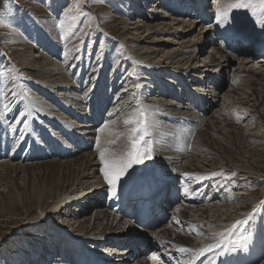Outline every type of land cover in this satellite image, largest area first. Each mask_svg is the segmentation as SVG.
Returning a JSON list of instances; mask_svg holds the SVG:
<instances>
[{"label": "bare ground", "instance_id": "obj_1", "mask_svg": "<svg viewBox=\"0 0 264 264\" xmlns=\"http://www.w3.org/2000/svg\"><path fill=\"white\" fill-rule=\"evenodd\" d=\"M158 4L176 17L158 12L153 4L149 13L138 14L134 20L116 16L112 30L124 46L123 60L136 65L137 70L143 68L144 74L137 73L128 81L115 77L108 81L102 68L100 89L95 92V87L89 100L84 98L87 79L83 86L82 77L75 80L61 60L47 53L32 56L39 55L29 64L31 80L34 85L41 83L51 100L39 99L36 94L30 100L17 84L18 100L32 104L27 103L35 132L26 134L30 143L20 136L26 128L23 123L15 127L17 138L13 139L7 124L0 122V217L16 213V205H44L51 213L43 211L32 221L39 222L42 229L52 228L40 244L42 251L36 250L37 256L24 254L16 264H193L197 258L207 259L206 264L217 257L215 262L264 264V221L233 227L236 221L246 219L245 203L258 196L255 190H245L247 187L234 191L236 185L264 181V148L256 144L263 138L250 127L254 123V128L264 131V55L257 61L249 57L254 56L253 45L264 27L246 10H235L229 19L217 22V0L215 9L206 7L205 0H159ZM196 17L201 18L199 25L206 31L196 28ZM208 32L225 39L232 36L235 44L223 45L221 38L220 44L210 45L202 61ZM48 33L53 36L52 30ZM158 78L166 80L160 81L159 89L169 97L153 90ZM107 82L114 85L118 99L109 105L104 126L90 128L109 103L104 104L111 101L112 87ZM226 84L229 87L224 89ZM197 104L204 106L197 109ZM86 109L92 110L91 116ZM69 114L71 125H63L60 118ZM130 118L134 122L125 123ZM54 121V128L44 126L41 131L44 122ZM133 128L151 133L145 139L153 141V158L134 165L113 196L101 171L100 152L104 151L106 158L121 156L129 147ZM10 146H17L12 152H19L9 154ZM77 151L79 154H74ZM61 155L65 159H57ZM20 156L22 162L7 160ZM146 184L157 185L155 194L161 198L152 207L154 219L145 225L149 230L139 232L134 226V222L139 225L138 218L122 215L125 210L120 211L118 203L144 190ZM177 185L182 190L174 194ZM60 215L63 222L56 220ZM259 215L263 214L254 217ZM47 240L50 249L45 246ZM217 243L219 248L214 247ZM181 247L191 251L181 253ZM148 250L150 256L145 255ZM132 256H136L134 260Z\"/></svg>", "mask_w": 264, "mask_h": 264}, {"label": "rangeland", "instance_id": "obj_2", "mask_svg": "<svg viewBox=\"0 0 264 264\" xmlns=\"http://www.w3.org/2000/svg\"><path fill=\"white\" fill-rule=\"evenodd\" d=\"M158 1L159 0H80L79 4L77 5L76 0H0V21H2V23H0V122L3 123L5 127L7 124V130L13 132L14 136L12 138H17V132L15 133L14 131L15 127H17V124L23 123L26 127L24 133L20 134V136L22 135L23 139L26 140V143L27 140L29 142V138L26 134L35 133L33 131L34 121L31 115L32 112L29 106H27V103H29L30 105L32 104L29 100L27 101V103L18 100L19 94L15 95L17 84H19L20 88L26 90L23 92L27 93V95L30 96V100H32L31 96L33 97L34 94H36V97H38L39 99L51 100L49 97L50 95L47 96V94L45 93L46 90L42 88L41 83L34 85V81L31 80L34 79V77H31L32 69L31 67H29V64L31 63L32 59H36L39 57V55L37 57H32L34 54H40L43 52L49 54V57L51 55V57H54V59L56 58V60H61L63 64H65L66 69L72 72V77L75 80L82 77L81 80L83 86L85 82L84 79H87L86 88L84 90V98L85 100H89L92 96V90L95 87V92L99 91L100 89L99 76L100 70L102 68V70H104L105 74L107 75L108 81H111L114 77L116 78V80L121 79L122 81H128L131 79H135V74L137 73H139L140 75L144 74L142 72L143 68H138L137 70L136 65L134 66L130 61L125 62V60H123L125 57L124 51L122 50L124 49V46L112 30L117 25L116 16H126L128 19L134 20L138 14H141L143 12H146V14L149 13V5L153 4V7L157 8L156 10H158V12H162L163 14L170 13L171 15H168L170 16V18L176 17L172 16L173 14L169 10H167L165 6L159 7V4L157 5ZM205 5L206 7L213 8L214 0H205ZM215 8L216 7H214L213 9ZM66 11L68 12V17H65ZM71 17H75V19L73 20L71 19ZM59 19H65L66 21L65 29L63 31L60 27H58L57 22ZM192 19H194V17ZM200 19V17L197 18L194 24L196 25V28L198 30L204 32L206 31V28L203 29L204 26L200 27L199 24L202 21ZM39 21L41 22V24ZM159 21L160 19L154 20V22ZM51 30L53 31V34L51 33L53 36H50V34L48 33V31ZM145 30L146 29L144 27L143 32H145ZM143 32L141 35H143ZM209 32L205 35L208 42L206 43L203 48L204 50H202V53L200 54L201 60L202 58H204L203 54H206V52H209V50L211 49L210 45L212 43L216 45L220 44V39L214 37L213 35H210ZM161 41L164 42L163 40ZM52 43H57V45L55 46ZM163 46L164 48L168 47L167 43H164ZM20 50L25 51L20 53L18 52ZM251 56L249 57L256 61L260 59ZM260 56H262V54ZM155 59H157V57H155ZM219 59L220 61L222 60L221 58ZM12 61H14V64L12 63ZM12 64L14 66L16 65L15 68L19 76L18 83L15 80L16 75L13 74L14 69ZM231 64H235V61ZM231 71L232 70H230V72ZM218 79H221V81H223L220 75ZM160 81L165 82L166 80L164 81L161 78H158V80H154L153 90H157L158 94L161 93L164 98H167L169 97V93H163L159 89ZM100 84L101 86L103 85V83ZM108 84L112 87V98H110L111 101L104 104V106H106L109 103L108 106L104 107V109L102 110V117L99 119L97 124L91 126L90 128L95 127L97 129L101 126H104V122L107 118H109V114H107L110 109L109 105L112 104L113 101H117L118 99V97H116L117 91L115 90L114 85L112 84V82H109ZM222 84L223 82L219 86L222 87ZM228 87L229 86L226 84L223 88L227 89ZM81 89L82 88H80L78 91H80ZM58 90L59 89L55 90L54 92L57 94ZM103 91L105 92V90ZM51 96H53V94ZM186 96L189 97L187 92ZM198 103H202V101ZM54 105L56 104L54 103L53 106ZM197 105H199L197 109L199 107L200 109H202L204 106L200 104ZM59 106L62 112V107L61 105ZM87 107L89 108L90 105H87ZM84 111H86L91 116L92 110L86 109ZM71 116L72 115L69 114L68 118H60L61 123L63 125H71V123L69 122V119L73 118ZM78 122L80 123V120H78ZM82 124H84V122H82ZM55 125V121L52 124H47L44 122L41 126V131L44 126H52L54 128ZM250 127H252V129H257L256 132L262 136L263 141H260L256 144L264 148L263 129H260L259 127L254 128V123H251ZM28 128L32 129V131L29 132ZM75 128L81 129L80 126H75ZM103 128L104 127H102L101 130H103ZM80 133L82 132L80 131ZM95 136L97 137L98 133H96ZM16 147L17 146H10L8 148V153L16 155L19 151L12 152L16 149ZM62 152H64L65 154L66 151ZM79 152L80 151L74 152V154H79ZM155 155L158 156V154ZM21 156L18 159L8 158L7 160H10L12 162L24 160ZM48 158L51 159V157ZM59 158L65 159L62 155L60 157H57V159ZM159 158L160 157L158 156V159ZM25 162H31V160H25ZM160 162H162L163 164L165 163L163 159ZM236 186L237 187L234 191H238L243 187H247L245 190H255L258 195L257 197L254 195L252 197L253 199L248 201V203H245L247 204L248 209V215L246 219L253 213L254 215L256 213H261V215H263L255 217L253 216V218L247 225L251 226L253 225V223H257L258 221H264V198L262 196L264 194V181L256 183L255 185H245L243 181H240ZM107 196L108 193L106 197ZM114 205L115 204H112V207ZM28 209L31 210L26 211ZM16 211L17 212L13 213L12 215L11 213H9L8 215L0 217V264H16V262H21L23 260L22 258L24 257H22V255H27L28 253L30 255L34 254L37 256L36 250L42 251V245L40 244L43 243L45 237H47L48 233L50 232L49 230H51L52 228L48 227L47 229H42L43 226L41 227V224L39 222L32 221L33 217H36L43 211H48V207L44 205L39 206L37 204H34L26 208L25 206L16 205ZM47 213L50 214L51 211H48ZM62 218L63 216L60 215L56 217V220L58 222H63ZM167 223L168 221L164 224ZM134 226L136 229H139V232L149 230L145 227L139 226L135 222ZM31 232L35 233L31 234ZM109 233L110 232L105 233L101 236H95L92 234L88 237H102ZM45 246L46 248L50 249L48 240L46 241ZM141 246L143 248V245ZM130 247H132V244L130 245ZM145 255L150 256L151 252L149 253L147 251ZM19 257L22 258L19 259ZM135 257L136 256H132L133 260L135 259Z\"/></svg>", "mask_w": 264, "mask_h": 264}, {"label": "snow or ice", "instance_id": "obj_3", "mask_svg": "<svg viewBox=\"0 0 264 264\" xmlns=\"http://www.w3.org/2000/svg\"><path fill=\"white\" fill-rule=\"evenodd\" d=\"M77 5L80 0H76ZM218 7L216 9V20L217 22H223L229 19L231 13L235 10H246L251 16L257 18V23L264 27V0H217ZM65 17H68V12H65ZM75 19V17H71ZM2 23V21H0ZM58 27L63 31L65 29V19L58 20ZM134 119L130 118L125 121V123H133ZM151 133L147 131L146 128H133L128 136L129 147L127 150L119 157L106 158L105 152H100V159L103 162V168L101 169L104 179L108 185L111 186L112 195H116V189L118 184L126 177L130 175L129 170L133 168L134 165H140L144 161L151 160L153 158V141L151 139H145V137H150ZM187 175V173L185 174ZM254 213L250 215L247 219L236 221V225L248 224L253 218ZM222 235V234H221ZM239 241H235L234 244L239 245ZM247 245H244L246 247ZM214 247L219 248L220 244L217 243ZM208 251L212 250L210 246ZM191 251L186 248H179V252L186 253ZM204 250H201V254Z\"/></svg>", "mask_w": 264, "mask_h": 264}]
</instances>
